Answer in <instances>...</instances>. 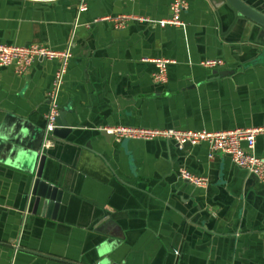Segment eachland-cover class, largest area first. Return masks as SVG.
I'll list each match as a JSON object with an SVG mask.
<instances>
[{
	"label": "crops",
	"instance_id": "crops-1",
	"mask_svg": "<svg viewBox=\"0 0 264 264\" xmlns=\"http://www.w3.org/2000/svg\"><path fill=\"white\" fill-rule=\"evenodd\" d=\"M170 0H0V42L62 48L59 95L73 126L51 138L44 176L64 190L56 217L32 211L28 173L0 157V264H264V183L205 143L106 139L100 127L224 130L264 125V31L224 4L187 0L183 26L104 19L169 16ZM264 13V0H245ZM103 18V19H102ZM172 60L156 83L151 58ZM206 58H221L217 68ZM56 61L0 67V118L43 126ZM227 72V74H220ZM250 152L264 155V135ZM207 177L205 188L178 177ZM174 250L176 253L174 254Z\"/></svg>",
	"mask_w": 264,
	"mask_h": 264
},
{
	"label": "built area",
	"instance_id": "built-area-1",
	"mask_svg": "<svg viewBox=\"0 0 264 264\" xmlns=\"http://www.w3.org/2000/svg\"><path fill=\"white\" fill-rule=\"evenodd\" d=\"M187 0H170L168 4L169 16L159 20L150 19L135 14H116L107 16L112 22L113 28H124L130 21L147 22L153 26L165 27L167 25L183 26L181 13L187 8ZM87 8L86 0H80L78 9L84 11ZM103 19V18H102ZM73 36L71 35L62 48H53L45 43H30L16 45L0 42V67L12 66L15 73L23 74L38 59L56 61L57 67L53 73L50 88L47 93L48 106L44 114L45 126L41 148H48L51 140V132L56 127V116L59 112V95L67 72L69 61L72 57ZM155 66L152 78L156 83H163L167 79V65L172 62L167 58H151ZM203 67L217 68L224 64L221 58H206L199 62ZM100 130L111 135L114 141L123 139L137 140H167L175 143L179 149L185 145H197L205 143L208 147V157L212 158L215 153L228 156L230 161L237 167L244 169L248 174L254 175L258 181L264 183V155L258 156L249 150L255 145L256 138L264 135V125L239 127L224 130L208 129H177L145 127L133 125H106ZM178 177L196 188H205L208 179L205 176L190 172L181 167ZM176 253V252H175Z\"/></svg>",
	"mask_w": 264,
	"mask_h": 264
},
{
	"label": "water",
	"instance_id": "water-1",
	"mask_svg": "<svg viewBox=\"0 0 264 264\" xmlns=\"http://www.w3.org/2000/svg\"><path fill=\"white\" fill-rule=\"evenodd\" d=\"M207 1L215 9L220 4L226 5L231 10L234 19L241 16L255 24L260 31H264V13L245 0ZM225 73L227 74V72H220V74ZM67 114L68 111L60 106L55 119L56 127L51 132L52 138L65 139L72 131L73 126L66 119ZM44 126L45 123L40 127L35 126L20 114L5 112L0 118V157L11 158L14 165L28 173L29 194L34 197L32 211L35 212L40 206L46 216L54 218L62 203L64 190L49 181L43 173L48 156V148H41ZM99 131L106 139L111 138V135L105 131ZM175 252L174 250V254Z\"/></svg>",
	"mask_w": 264,
	"mask_h": 264
}]
</instances>
